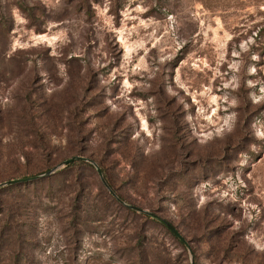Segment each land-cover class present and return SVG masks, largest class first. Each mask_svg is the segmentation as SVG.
<instances>
[{
    "label": "rangeland",
    "instance_id": "rangeland-1",
    "mask_svg": "<svg viewBox=\"0 0 264 264\" xmlns=\"http://www.w3.org/2000/svg\"><path fill=\"white\" fill-rule=\"evenodd\" d=\"M0 264H264V0H0Z\"/></svg>",
    "mask_w": 264,
    "mask_h": 264
},
{
    "label": "water",
    "instance_id": "water-1",
    "mask_svg": "<svg viewBox=\"0 0 264 264\" xmlns=\"http://www.w3.org/2000/svg\"><path fill=\"white\" fill-rule=\"evenodd\" d=\"M74 159H82V160H85L87 161L85 158H82V157H79V156H72V157H69L67 159H65L61 164H67V163H70L72 162ZM60 165V164H59ZM96 170V173L97 175L99 176L100 178V181L101 183L103 184V186L108 190L109 193L113 194V192L110 190V188L105 184L104 180L102 179L101 177V174H100V171L99 169L96 167L95 168ZM38 176H33V177H25V178H18V179H11V180H8L6 183L7 184H14V183H19V182H22V181H29V180H32V179H35L37 178ZM129 208H132L138 212H143V210H141L140 208L138 207H135V206H131V205H128ZM145 213V212H143ZM164 225L165 227L177 238L181 239V236L179 235V233L175 230V228L173 226H171L169 223L167 222H164Z\"/></svg>",
    "mask_w": 264,
    "mask_h": 264
},
{
    "label": "trees",
    "instance_id": "trees-1",
    "mask_svg": "<svg viewBox=\"0 0 264 264\" xmlns=\"http://www.w3.org/2000/svg\"><path fill=\"white\" fill-rule=\"evenodd\" d=\"M68 164V163H67ZM33 180V179H32ZM32 180L30 181V183L32 182ZM27 181V182H29ZM23 183H25L26 181H22ZM22 182H19V183H14V184H10L8 185L6 188L8 189H17V187L19 186V184H21ZM108 185V184H107ZM110 187V185H108Z\"/></svg>",
    "mask_w": 264,
    "mask_h": 264
}]
</instances>
